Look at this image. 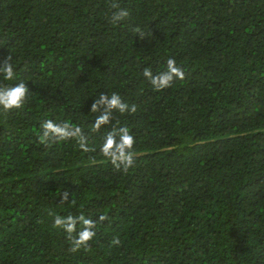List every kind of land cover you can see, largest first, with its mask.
Listing matches in <instances>:
<instances>
[{
  "label": "trees",
  "instance_id": "1",
  "mask_svg": "<svg viewBox=\"0 0 264 264\" xmlns=\"http://www.w3.org/2000/svg\"><path fill=\"white\" fill-rule=\"evenodd\" d=\"M117 2L113 24L110 0H0V85L29 90L0 113V264H264V0ZM168 58L184 79L156 91L143 69ZM113 92L136 112L93 132ZM45 120L95 150L39 143ZM113 127L135 139L127 172L99 151ZM69 214L109 219L72 252L53 227Z\"/></svg>",
  "mask_w": 264,
  "mask_h": 264
},
{
  "label": "clouds",
  "instance_id": "2",
  "mask_svg": "<svg viewBox=\"0 0 264 264\" xmlns=\"http://www.w3.org/2000/svg\"><path fill=\"white\" fill-rule=\"evenodd\" d=\"M109 7L114 10L110 16V23L118 24L129 15L128 10L122 8L117 0H110ZM134 32L141 39L146 36L139 28H136ZM11 59V55L8 54L0 62V75L3 76L5 81H11L15 77L13 65L10 62ZM142 75L156 91H162L171 87L174 80L184 79V72L182 68L176 66L174 58L167 59L165 71L153 75L152 70L146 67L143 69ZM28 93L29 90L24 81H20L14 86L0 85V113L6 114L10 110L23 107ZM101 107H103L104 111L95 119V123L92 125L93 132L99 131L102 126L109 125L112 122V113L114 110L122 115L136 112V106L134 104L129 106L123 102L120 95L116 92H113L110 96L105 93H100L98 98L93 100L90 112L96 113ZM72 139L77 141L79 149L85 153L95 150L88 147L87 137L84 135L80 126L72 125L67 121L57 123L53 120H45L41 124V134L38 140L39 143L46 147L52 143ZM134 143L135 139L127 127H113L104 136L99 151L115 169L127 172L133 166L135 160L132 151ZM67 199L68 192L65 191L61 194V202ZM108 219L109 217L104 214H101L97 221L86 218L83 214L79 216L69 214L66 217L56 215L53 219V227L60 228L66 233V238L72 245L71 251L76 252L81 248H87L89 246V241L96 236L95 229L97 224ZM77 224L81 225L78 232ZM111 243L113 245H119L120 240L114 237Z\"/></svg>",
  "mask_w": 264,
  "mask_h": 264
}]
</instances>
